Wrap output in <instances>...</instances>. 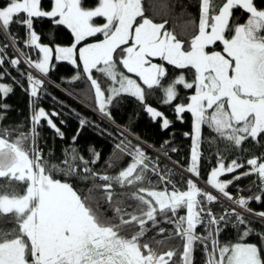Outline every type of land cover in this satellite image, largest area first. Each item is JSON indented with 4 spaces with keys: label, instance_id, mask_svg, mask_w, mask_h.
<instances>
[{
    "label": "snow or ice",
    "instance_id": "obj_1",
    "mask_svg": "<svg viewBox=\"0 0 264 264\" xmlns=\"http://www.w3.org/2000/svg\"><path fill=\"white\" fill-rule=\"evenodd\" d=\"M82 5L83 0H54L51 10L44 11L41 8V0H6L5 5L0 7V28L7 32L12 23L27 28L26 43L34 45L43 54L37 62H27L45 75L49 71L53 49L38 43L40 37L33 30V18H53L55 24L66 25L74 34L76 44L86 37L102 33V41L87 44L79 49L83 71L95 89L101 112H105L106 103H111L113 96L121 92L130 93L141 102L145 100L141 85L120 72L117 61L114 60V53L129 40L132 44L122 49L124 55L119 63L129 73H135L149 89L160 85L161 79L166 75V69L162 65L151 63L149 57H161L179 68H194L196 75L192 83H186L181 75L164 89V103H170L177 97L176 84H183L188 89L195 87V94L188 98L189 103L178 104L174 111L178 118L179 114L185 111L190 112L194 118L191 165L187 170L196 176H199L202 125H207L235 146H240L248 137L255 140L259 134L264 133V9H258L254 0H225L218 9L212 7L211 0H201L198 34L190 40L189 50H184L176 35L165 30L166 21L154 23L152 19L144 16L142 0H99L98 5L91 9ZM237 8L244 10L249 16L245 23L233 25L230 20L234 9ZM22 14L23 19H20ZM94 17H104L107 22L103 26H96L92 23ZM137 18H140L139 23ZM229 32L232 33L230 37L226 35ZM9 35L15 43L16 37L10 33ZM217 41L223 44V54L219 51H206V48ZM76 44L70 47H56L55 58L70 60L75 64L73 57ZM6 47L7 45L0 48V65L4 64L3 53ZM9 62L18 65L20 60L11 59ZM93 69L119 85L118 88L108 89L111 95L107 99L98 81L91 76ZM79 78V74L73 77L74 80ZM2 79L3 74H0V80ZM27 80L30 95L33 98L38 97L42 81L30 73ZM12 91L11 85L0 83V99ZM8 107L6 104H0V110L6 111ZM146 111L154 119L162 116V113L150 106L146 107ZM57 115L56 112L49 115L43 108L34 111L30 150L24 148V142L29 139L27 134H21L11 142L5 135H0V179L9 180L8 185L0 186V215H13L18 226V231L0 233V264H168L176 254L174 251L157 255L147 243L141 244L140 239L147 231L145 225L148 221H152L153 225L157 223L158 210L161 214L171 211L172 215L176 216L180 208L187 209V215L178 217L176 221L177 235L185 241L182 264H192L194 242L213 237L211 231L208 237L195 233L197 225L204 223L202 216L206 208L203 201L211 204L217 197L203 192L192 180L187 181V191H179L175 185L171 193L167 188L155 190L141 187L133 194V198L139 201V215L115 206L114 217H106L100 212L98 201L95 202V207L93 206V189H89V194L82 197L67 180L53 178L57 172L66 178L78 176L79 172L74 166L76 160L85 165L84 173L95 178L97 174L87 167L89 162L82 156H77L74 149L69 157L66 150L65 159L61 162L62 167L44 159L35 146L38 135L35 126L41 118H46L48 126L54 129L60 138L64 137V133L51 119V116ZM2 119L4 116L0 115V120ZM86 123L87 121L80 120L81 127ZM170 123L164 118L162 128L167 129ZM75 139L76 137H73V141ZM164 143L167 144L168 141ZM116 147L121 152L126 151L123 141ZM127 154L132 156V162L117 176H99V179L108 182L102 187L109 202L112 201L113 181L123 186L145 180V171L149 166L144 151L136 146L134 152ZM99 156L100 154L93 150L91 162L96 163ZM258 159L247 160V164L252 166L251 171L243 175L257 173L261 190L264 191V162L258 163ZM241 167L243 165L236 160H232L225 167L221 159L218 161V167L211 170L207 184L224 197L233 200V203L251 211L247 209L248 201H259L261 196L234 199L226 191L233 181L219 179L223 173H233ZM152 171L155 172L156 168L153 167ZM239 178L237 176L234 179ZM160 179L164 181L166 177L161 176ZM12 180L27 184L23 194L11 187ZM167 183L171 184V180H167ZM96 187L101 186L94 185V188ZM5 188L10 191L3 190ZM198 196L203 200L197 199ZM207 215L209 225H217L225 218H217L210 208L207 209ZM258 215L264 217V212ZM125 216L129 218L125 219ZM236 217L238 225L245 223L240 214L236 213ZM116 220L119 222H115ZM168 222L173 221L169 219ZM130 224H137L139 231L130 237L121 235ZM160 231L163 232L164 229L161 228ZM219 231V228L215 229L217 234ZM251 231L248 228L243 235L248 236ZM142 250H147V254ZM208 256L207 264H264L261 250L256 245L235 243L221 246L215 238L212 240V251Z\"/></svg>",
    "mask_w": 264,
    "mask_h": 264
},
{
    "label": "trees",
    "instance_id": "obj_2",
    "mask_svg": "<svg viewBox=\"0 0 264 264\" xmlns=\"http://www.w3.org/2000/svg\"><path fill=\"white\" fill-rule=\"evenodd\" d=\"M97 2L98 0H83V4L86 6H93ZM224 2L225 0H211L212 7L217 9ZM254 2L258 7L264 6V0H254ZM5 3L6 0H0V7L4 6ZM200 3L201 0H142L144 16L152 19L154 23H165L166 21L165 30L176 35L177 39L182 42L184 49L190 47V40L198 33ZM52 4V0H41V6L44 9H51ZM247 15L248 13L242 9H234L230 24L235 25L244 22ZM19 18L23 19V14ZM138 19L140 20V18ZM33 30L40 37L39 41L45 45L54 47L55 45H70L74 42V34L71 29L67 28L66 25L55 24L53 18H33ZM9 33L16 37L15 43L12 42ZM227 34L228 36L232 35L230 32ZM97 35L89 37V39ZM27 39L28 30L21 24L12 23L7 32L0 28V48L7 45L3 53L5 56L4 64L0 65V74H3L0 83L11 85L13 88L11 93L0 99V104L9 106L6 111L0 110V115L4 116V119L0 120V135H5L11 142L19 138L21 134H27L29 139L24 142V148L30 150L32 148L30 137L34 111L43 108L49 115L52 112L58 113L57 116H51V119L64 133V137L60 138L55 130L48 126L46 118H41L35 126L38 133L35 146L44 159L50 163L60 164L62 167L61 162L65 159L66 150L69 157L74 149L77 156H82L84 160H87L89 162L87 167L97 174L95 178L83 172L85 165L80 160H76L74 164L79 172L78 176L66 178L62 173L57 172L53 178L62 181L67 180L82 197L89 194V189H93L91 193L94 197L93 206L95 207V202L98 201L100 212L108 218L114 217L113 207L115 206H119L124 211H129L132 205L133 211L131 212L140 214L139 201L133 198V194L137 193L141 187L155 190L167 188L169 193L173 190V185L179 191L188 190L187 181L191 179L180 170L172 168L170 164L157 158L154 152L172 158L182 167L191 165L190 154L193 145L194 118L188 111L179 114L178 118L174 109L178 104L189 102L188 98L195 92V87L188 89L182 84H177L178 95L170 103H164V87L174 83L179 75H184L188 80L194 81L196 75L194 68L191 66L179 68L165 62L166 75L161 79L160 85L149 89L147 85L143 84L144 102L130 93H120L113 96L111 103H106L105 112L108 113L106 115L100 110L95 90L90 81L83 78L73 79L76 72H82L81 65L75 66L67 60L54 58L50 70L46 75L44 74L45 80L30 73L27 67H33V65L27 61L36 62L41 52L34 45L26 43ZM125 45H121L114 53V59L118 62L119 67H123L119 60L124 55L122 49L126 47ZM219 47H221V42L217 41L206 49ZM11 59H19L20 63L12 65L9 62ZM29 73L42 81V87L38 90V97L36 98L30 95V85L27 80ZM98 79L107 99L111 95L108 91L110 79L104 74H101ZM147 106L156 109L162 113V116L154 119L146 111ZM164 118L171 122L167 129L162 128ZM82 119L87 121L83 127L80 125ZM78 132L79 135H77ZM73 137H76L75 141H73ZM122 141L126 146L125 152H121L116 147ZM165 141L168 143L165 144ZM136 146H139L148 157L146 163L149 167L145 171V180L123 186L113 181L112 201L109 202L106 199L107 193L102 187L108 182L99 179V176H117L132 162V156L127 153L134 152ZM200 148L202 155L199 160V181L208 185V176L213 168L218 167V161L221 159H223L225 167L232 160H236L243 167L236 169L233 173H223L219 179L233 181L226 191L234 199L260 195L259 201L255 199L248 201L247 209L260 213L264 212V191L261 190L258 174L243 175V173L251 171L252 166L247 164L248 159L259 158L258 163L263 161L264 133L259 134L255 140L248 137L240 146H235L230 141L221 138L207 125H202ZM93 150L100 154L96 163L91 162ZM153 167L156 168L155 172L152 171ZM161 176L166 177V180L162 181ZM237 176L240 178L234 179ZM167 180H171V184L167 183ZM8 184V179H0V186ZM94 185L101 187L94 188ZM26 186V183L11 181V187L21 194L25 191ZM196 186L202 191L204 190L202 186ZM3 190L10 191L7 188ZM212 190L217 195H211L216 196L217 199L211 204L206 200L203 201L206 208L202 216L204 223L197 225L195 232L201 237H208L211 231L213 237L194 242L193 264H207L208 253L212 251L213 238L218 240L221 246L235 243L254 244L261 250V258L264 259V221L247 216L242 212L246 211L245 208L233 203V200L224 197L214 188ZM197 199L203 200L200 196ZM208 208L217 218L224 216V220L217 225H209ZM233 209L235 213H233ZM236 213L244 218V224H237ZM182 214L179 209L176 216H173L171 211L161 214L158 210L156 213L157 223L153 225L152 221H148L146 224L147 231L140 239L143 244L147 243L152 250H157V254H164L170 250L174 251L176 254L168 261V264H182L180 253L184 241L181 236L177 235L176 229V221ZM169 219L173 222L169 223ZM115 222L118 223L119 221L116 220ZM134 227L139 231L137 224L128 225L125 231H131ZM161 228L164 229L163 232L160 231ZM216 228L220 230L218 234L215 232ZM248 228L252 231L248 236H244L243 233ZM12 230L18 231L15 217L10 214L0 215V233H10Z\"/></svg>",
    "mask_w": 264,
    "mask_h": 264
},
{
    "label": "rangeland",
    "instance_id": "obj_3",
    "mask_svg": "<svg viewBox=\"0 0 264 264\" xmlns=\"http://www.w3.org/2000/svg\"><path fill=\"white\" fill-rule=\"evenodd\" d=\"M88 1V0H87ZM52 2H53V4H52V7H53V5H54V0H52ZM98 2H99V0H98ZM98 2L95 4V5H93V6H86V5H82L84 8H86V9H91V8H95L97 5H98ZM255 3V2H254ZM255 6L258 8V9H264V7H258V5H256L255 4ZM51 7V8H52ZM41 8H42V6H41ZM42 10H44V11H50L51 9H49V10H47V9H44V8H42ZM248 16H249V14L246 16V18H245V20H244V22H242V23H239V24H243V23H245L246 22V20L248 19ZM57 19H58V17H57ZM107 21H106V18H104V17H94L93 18V20H92V23L94 24V25H96V26H103L105 23H106ZM140 22V20L137 18V23H139ZM134 28H135V25H134V27H133V32H134ZM210 30V29H209ZM98 35L97 36H95L94 38H92V39H89V37H86L83 41H81V42H79V44H76V41H75V37H74V42L72 43V44H70V45H57V47H70V46H72L73 44H76V48H77V46H80L79 47V49L81 48V47H84L85 45H87V44H94V43H98V42H100V41H102L103 39H104V36H103V34L102 33H97ZM198 34V33H197ZM38 35V34H37ZM96 35V34H95ZM227 36H228V34H226ZM100 36V37H99ZM228 37H230V36H228ZM38 43L39 44H41V45H45V44H42L40 41H38ZM131 44H132V41L131 40H129V42L125 45L126 47H129V46H131ZM46 46H48V47H51L50 45H47L46 44ZM125 47V48H126ZM184 50H189V48L188 49H184ZM206 51H209V52H211V51H219V52H221L222 54H223V44H222V42H221V47H219V48H217V49H206ZM79 55V54H78ZM78 55H77V50L75 49V53H74V59L76 60V63L74 64L75 66H78V65H81L82 66V72L81 71H78V72H76V74L74 75V76H76L77 74H79V76H80V78L79 79H81V78H83V79H86V81H89L88 80V78H87V74H85L84 73V71H83V62L79 59V57H78ZM149 59H150V61H151V63H153V64H159V65H162L164 68H166L165 67V62H167V61H165V60H163L161 57H149ZM115 60V59H114ZM67 61H69V62H71L70 60H67ZM72 63V62H71ZM30 69H31V67L30 66H28ZM98 67H100V66H98ZM117 68H118V70L120 71V72H122L124 75H126V76H128V77H130L131 79H134V80H136L137 81V83H139L140 85H141V87L144 89V86H143V82L140 80V78L135 74V73H129L128 71H127V69L126 68H124V67H119L118 66V62H117ZM94 70H96V69H93L92 70V72H91V76L94 78V79H96L97 81H98V83L100 84V80L98 79V77L100 78L101 77V74L102 73H100V72H98L97 70L96 71H94ZM37 69H35L34 67H32V69L29 71L30 73H33V72H35V73H37ZM85 74V75H84ZM35 75V74H34ZM73 76V77H74ZM94 76H96V77H94ZM179 76H181V75H179ZM179 76H177L176 77V79L179 77ZM183 77H184V80H185V82L186 83H192L193 81H191V80H188L184 75H183ZM109 78V77H108ZM110 79V78H109ZM175 79V80H176ZM171 84H173V83H171ZM170 85V84H169ZM169 85H167V86H165L164 87V89L165 88H167ZM100 86H101V84H100ZM182 86H184L183 84H182ZM111 87H119V85L118 84H114V82L110 79V82H109V85H108V88H111ZM103 88H102V86H101V90H102ZM175 89H176V91L178 92L179 91V89H178V87H177V84L175 85ZM103 91V90H102ZM121 93H123V92H121ZM195 94V92L192 94V95H194ZM165 99H166V94H165ZM189 103V102H188ZM184 105H186V104H184ZM46 112V111H45ZM47 113V112H46ZM193 134H194V132H193ZM200 152V151H199ZM172 159V158H171ZM173 160V159H172ZM262 162H264V159H263V161ZM184 169H185V171H188L187 169L189 168V167H183ZM189 172V171H188ZM190 173V172H189ZM190 174H193V173H190ZM193 177H195V178H198V176H196V175H193ZM194 178V179H195ZM193 179V178H192ZM193 179V180H194ZM201 183V182H200ZM27 187V186H26ZM180 211H182V216H186L187 215V209L186 208H180L179 209ZM131 211H133V207H132V205H131V207H130V210L129 211H126V212H128V213H135V212H131ZM247 216H248V214H247V212L245 213ZM137 215H139V214H137ZM129 217L128 216H125V219H128ZM185 226H186V224H185ZM145 227H146V225H145ZM135 232H137V230H136V228L134 227V228H132L131 229V231H122L121 232V235H125V236H128V237H130L131 235H133ZM196 233V232H195ZM184 241V240H183ZM140 243L141 244H143L141 241H140ZM184 243H185V241L182 243V247H183V245H184ZM246 244H249V243H246ZM142 251H144V253L145 254H147L146 253V250H142ZM153 252L154 253H156L157 254V250H153ZM193 252H194V245H193ZM193 252H192V255H191V262H192V264H193ZM182 253H183V248H182V251H181V253H180V255L182 256ZM157 255H161V254H157ZM166 259H167V257H165ZM216 258L218 259L219 258V256H218V252H217V255H216Z\"/></svg>",
    "mask_w": 264,
    "mask_h": 264
},
{
    "label": "bare ground",
    "instance_id": "obj_4",
    "mask_svg": "<svg viewBox=\"0 0 264 264\" xmlns=\"http://www.w3.org/2000/svg\"><path fill=\"white\" fill-rule=\"evenodd\" d=\"M30 67H31V66H30ZM27 69H28V71H30V70L32 69V67H31V69H30L29 67H27ZM32 74H35L36 76H38V77H40V78H42V79L45 80V78H44V74H41L39 71H37V73L33 72ZM191 149H192V147H191ZM153 152H154V151H153ZM154 154L156 155L157 158H159V159H161V160L167 162L168 164H170L172 168H175V169H177V170H180V171L183 172L184 174H185V172H187V174H185V175H187V176H189V177H191V178H193V179L195 178V177H193L194 174H190L188 171H185L186 168L184 169L181 165H179V163H177V162H175L174 160L168 158L166 155H164V154H162V153H159V152H154ZM201 155H202V154L200 153V157H201ZM194 180H195L196 182H200V181H199V178H195ZM201 183H202V182H201ZM203 191L206 192V193L213 194L212 188H211L209 185H207V187H206Z\"/></svg>",
    "mask_w": 264,
    "mask_h": 264
},
{
    "label": "crops",
    "instance_id": "obj_5",
    "mask_svg": "<svg viewBox=\"0 0 264 264\" xmlns=\"http://www.w3.org/2000/svg\"><path fill=\"white\" fill-rule=\"evenodd\" d=\"M57 47V45H55L54 47L53 46H51L50 48H52L53 49V52H52V58H51V60L49 61V70H50V68H51V66H52V63H53V60H54V58L56 57V53H55V48ZM79 47L80 46H77V48H76V50H77V55L79 54ZM42 53L40 54V56H39V58H38V60L39 59H41L42 58ZM78 57H79V55H78ZM37 60V61H38ZM36 61V62H37ZM42 74V73H41ZM95 90V89H94ZM106 99V98H105ZM99 104V103H98Z\"/></svg>",
    "mask_w": 264,
    "mask_h": 264
},
{
    "label": "built area",
    "instance_id": "obj_6",
    "mask_svg": "<svg viewBox=\"0 0 264 264\" xmlns=\"http://www.w3.org/2000/svg\"><path fill=\"white\" fill-rule=\"evenodd\" d=\"M185 174H187V172H185ZM247 214L249 216L253 217V218H259V219H263L264 220V218H261V217L257 216L253 211H249V213H247Z\"/></svg>",
    "mask_w": 264,
    "mask_h": 264
},
{
    "label": "flooded vegetation",
    "instance_id": "obj_7",
    "mask_svg": "<svg viewBox=\"0 0 264 264\" xmlns=\"http://www.w3.org/2000/svg\"><path fill=\"white\" fill-rule=\"evenodd\" d=\"M264 7V6H263Z\"/></svg>",
    "mask_w": 264,
    "mask_h": 264
}]
</instances>
